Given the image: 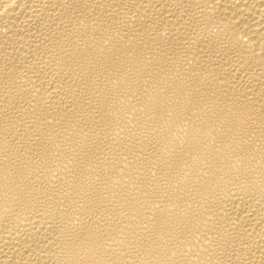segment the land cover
<instances>
[{
	"label": "bare ground",
	"instance_id": "1",
	"mask_svg": "<svg viewBox=\"0 0 264 264\" xmlns=\"http://www.w3.org/2000/svg\"><path fill=\"white\" fill-rule=\"evenodd\" d=\"M0 264H264V0H0Z\"/></svg>",
	"mask_w": 264,
	"mask_h": 264
}]
</instances>
